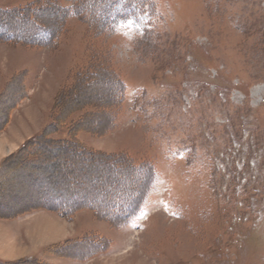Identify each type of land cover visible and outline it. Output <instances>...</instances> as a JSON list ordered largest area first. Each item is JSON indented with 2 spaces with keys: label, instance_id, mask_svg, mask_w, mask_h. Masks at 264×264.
Listing matches in <instances>:
<instances>
[{
  "label": "rangeland",
  "instance_id": "1",
  "mask_svg": "<svg viewBox=\"0 0 264 264\" xmlns=\"http://www.w3.org/2000/svg\"><path fill=\"white\" fill-rule=\"evenodd\" d=\"M144 3L109 31L0 0V216L84 206L24 233L0 217V264H264V0ZM40 135L112 157L24 162Z\"/></svg>",
  "mask_w": 264,
  "mask_h": 264
},
{
  "label": "trees",
  "instance_id": "2",
  "mask_svg": "<svg viewBox=\"0 0 264 264\" xmlns=\"http://www.w3.org/2000/svg\"><path fill=\"white\" fill-rule=\"evenodd\" d=\"M67 2L71 5L70 14H73V15H75L78 18L85 16L89 20H91L92 22H94V23L96 22L97 24H99L101 28L104 27L105 29H107L109 31H112V30L116 29L120 25V23L126 22L128 19H130L131 14L128 13V10L134 9V11H142V10H144L143 5L145 4L144 0H137V2H135V0H67ZM28 8L29 7H27L26 9H28ZM26 9L23 8V9H20V11H19L20 14L23 16L22 18H24L27 21H31V23H34L35 20H33L32 18H29L28 16H26V14H28V13L32 14L31 12H29L30 10H26ZM18 10L19 9H17V11ZM114 10L117 11L115 14L112 13ZM15 11L16 10H12L9 13L15 12ZM4 12L6 13L8 11L4 10ZM22 12H23V14H22ZM81 15H83V16H81ZM39 42H41V41H39ZM74 85L76 86V84H74ZM65 96H66V93H64L62 95V98L64 99ZM79 125L81 126V124L71 125L69 130L72 131V130H74L76 128H80ZM49 127L50 128H55V127L57 128V126L54 123L51 126L49 125ZM37 138H39V140H42V143L41 142L40 143L36 142V141H38ZM37 138L32 140V142H33L32 145H35L34 146L35 148L31 152H26L27 156L26 155L24 156V158H23L24 162L25 161H29L30 158H32V156L37 154V152H39L38 154L40 156H42L41 153L43 152V150L45 152H47L46 151L47 147H49V149L47 148V150L49 152H51L52 154L55 153L54 150L64 149V148H68V147H71L73 149L74 148L77 149V147H79V145L77 144L79 142L77 140L73 139L72 135L70 137H68L67 139H59L57 141L56 140H52L48 136H47V138H45V137L40 135ZM50 148H53V150L50 149ZM85 150L86 149L84 147H80V149L79 150L77 149L76 151H77V153L79 155L80 154H82V155H90L89 158H91V157H100V158H106V159L110 160V157H112L111 155L102 154V153L93 152V151L88 152V151H85ZM33 161L34 160H32L31 162L33 163ZM109 163H111L112 167L114 166L116 169L122 167L121 166L122 162L118 161V160L115 162V160L111 159V162H109ZM34 178L26 179V180L35 183L36 179H34ZM56 182H57V180L52 182V183H49L46 186H43V187L46 188L47 194L51 193L57 199L60 196L67 197L69 195V194H67V192H65L63 190L62 191L61 190H56L57 188L54 186V185H56ZM53 186L55 187L54 189L52 188ZM20 202L21 201H18L19 204H20ZM36 202H38V201L36 200ZM24 205H26V204H24ZM26 206H29V205H26ZM26 206H24V207H26ZM82 207H84V206H76L75 204H73V205H71L69 207V209H71V210H69V209H66V208L63 209L62 207L56 206L55 204L52 203V205H49V206L48 205H42L41 207H38V206L34 207L33 206V207L28 208V209H26L24 211H29L31 209H38V208H40V209H48V210H52L54 212H57L59 215H62L64 217L68 218L70 213L72 214L73 212L78 211L79 209L81 210Z\"/></svg>",
  "mask_w": 264,
  "mask_h": 264
},
{
  "label": "crops",
  "instance_id": "3",
  "mask_svg": "<svg viewBox=\"0 0 264 264\" xmlns=\"http://www.w3.org/2000/svg\"><path fill=\"white\" fill-rule=\"evenodd\" d=\"M9 116L11 117V111L10 110H8L7 119L8 118L10 119ZM10 121H12V117H11ZM35 133H36V129L34 130L33 134H35ZM16 135H17V132H12V134H10V136H8V135L7 136H8V138H11V137H14V136L16 138ZM8 138H6L5 136H1L0 135V144H5V143L8 144L9 143V141L7 140ZM8 145L12 148V152L11 153H13L14 149L16 148V146L13 147V143H12V145H10V144H8ZM1 163H2V161L0 160V164ZM31 207L32 206L29 205L25 209H22V211L19 210L16 213H11L9 215L8 214H6V215L5 214H2V216H0V217L4 220V222H5L6 225H10V224L13 225V224H16V223L21 222V224H19L18 225L19 227H17V228H18V231H22L24 233L25 232V230H24V226L25 225H22L23 224V221L24 222H27V220L30 219V218L37 219V218H35V216H37V215H42L44 218L45 217L47 218V216L49 215L48 214L49 211H47V209H40V208H38V209H31L29 211H24V210H26L28 208H31Z\"/></svg>",
  "mask_w": 264,
  "mask_h": 264
}]
</instances>
